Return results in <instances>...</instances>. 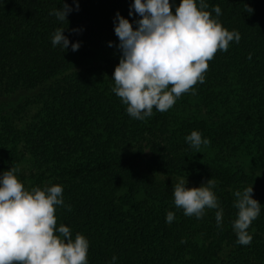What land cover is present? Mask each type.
I'll return each mask as SVG.
<instances>
[{
    "label": "trees",
    "instance_id": "obj_1",
    "mask_svg": "<svg viewBox=\"0 0 264 264\" xmlns=\"http://www.w3.org/2000/svg\"><path fill=\"white\" fill-rule=\"evenodd\" d=\"M64 2L76 6L0 0V176L16 167L26 190L62 186L57 228L87 238L88 264L113 256L115 264H264V0H205L239 43L208 62L195 94L142 121L112 91L122 55L114 19L119 12L135 28L134 0H79L61 22L50 12ZM57 28L78 51L53 46ZM192 131L210 144L197 152L185 139ZM177 178L189 188L215 179L220 208L185 216L174 203ZM250 186L261 213L243 246L234 193Z\"/></svg>",
    "mask_w": 264,
    "mask_h": 264
},
{
    "label": "clouds",
    "instance_id": "obj_2",
    "mask_svg": "<svg viewBox=\"0 0 264 264\" xmlns=\"http://www.w3.org/2000/svg\"><path fill=\"white\" fill-rule=\"evenodd\" d=\"M75 8L64 2L63 7L50 15L63 22L73 11H79V0H73ZM173 0H134L129 15H138L136 27L129 19L117 12L114 31L119 39L122 55L115 67L112 91L127 106V113L134 119L145 120L159 112L171 109L186 93L195 94L194 86L203 83L209 69V61L219 51L227 52L230 42L239 43L238 31H229L217 18L219 6L207 11L205 0H181L173 11ZM245 9H254L245 4ZM74 32L80 29L72 30ZM57 28L52 36L53 46L62 45L78 51L79 42L72 44ZM109 47H116L109 43ZM251 59V54H249ZM186 142L199 152L210 140L202 133L192 131ZM16 167L4 171L0 176V264H88L89 241L81 234L73 240L66 226L57 228L56 206L64 204L63 187L45 186L26 190L18 178ZM173 184L174 203L185 216L200 219L205 209H218L215 179L207 180L200 187L189 188L188 180L177 178ZM253 186L236 191L234 207L238 218L233 223L237 243L248 246L252 235L248 229L261 213V204L253 198ZM69 211L71 208L69 207ZM223 209L216 213L217 225L222 223ZM175 219L168 212L166 222ZM58 233V234H57ZM183 242V241H182ZM117 257H112L115 264Z\"/></svg>",
    "mask_w": 264,
    "mask_h": 264
}]
</instances>
